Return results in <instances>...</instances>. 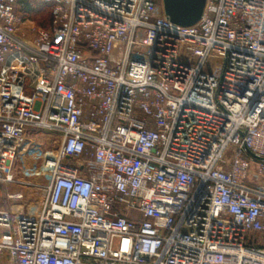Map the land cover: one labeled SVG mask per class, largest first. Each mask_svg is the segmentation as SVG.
<instances>
[{
    "label": "built area",
    "instance_id": "1",
    "mask_svg": "<svg viewBox=\"0 0 264 264\" xmlns=\"http://www.w3.org/2000/svg\"><path fill=\"white\" fill-rule=\"evenodd\" d=\"M37 132L46 197L0 210V264H264V0L192 27L162 0H0V184Z\"/></svg>",
    "mask_w": 264,
    "mask_h": 264
},
{
    "label": "rangeland",
    "instance_id": "2",
    "mask_svg": "<svg viewBox=\"0 0 264 264\" xmlns=\"http://www.w3.org/2000/svg\"><path fill=\"white\" fill-rule=\"evenodd\" d=\"M53 7L31 5V12L27 18L36 27L48 28ZM57 135L53 133L37 132L31 137L28 145L19 154L15 166L16 183L0 184V210L9 211L17 221L35 216L46 197V178L42 174V166L46 157L52 155L58 147ZM257 167H251L248 184L261 181L257 174ZM23 196L21 200H11L12 196Z\"/></svg>",
    "mask_w": 264,
    "mask_h": 264
},
{
    "label": "water",
    "instance_id": "3",
    "mask_svg": "<svg viewBox=\"0 0 264 264\" xmlns=\"http://www.w3.org/2000/svg\"><path fill=\"white\" fill-rule=\"evenodd\" d=\"M162 4L167 21L180 27H192L202 19L207 0H162Z\"/></svg>",
    "mask_w": 264,
    "mask_h": 264
},
{
    "label": "trees",
    "instance_id": "4",
    "mask_svg": "<svg viewBox=\"0 0 264 264\" xmlns=\"http://www.w3.org/2000/svg\"><path fill=\"white\" fill-rule=\"evenodd\" d=\"M31 5H39V6H44V7L51 6V5L39 4V3L28 2V1L23 2L21 4L20 8L18 9V15L20 16V18L22 19L23 22L29 21L27 18L29 17L30 13H32L31 12ZM51 7H53V6H51ZM51 20H52V13H51L50 24H51Z\"/></svg>",
    "mask_w": 264,
    "mask_h": 264
}]
</instances>
